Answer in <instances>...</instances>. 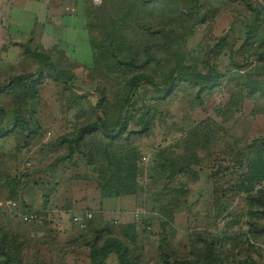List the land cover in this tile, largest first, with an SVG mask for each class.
<instances>
[{
	"label": "rangeland",
	"instance_id": "1",
	"mask_svg": "<svg viewBox=\"0 0 264 264\" xmlns=\"http://www.w3.org/2000/svg\"><path fill=\"white\" fill-rule=\"evenodd\" d=\"M83 5L90 47H79L69 59L64 52H48L67 72L45 74L37 98L20 106L23 91L8 84L37 71L32 59L24 58L29 62L23 70L0 62V203L16 205L10 210L0 205V238L17 247L22 264H100L110 240L126 244L129 260L137 264L201 261L209 254L222 264L250 259L264 264V142H254L264 137V30L257 22L263 1L87 0ZM151 32L175 38L153 54L159 82L176 60L203 75L212 67L221 79L201 95L200 107H194L199 101L189 86L166 101L157 87L139 86L125 116L128 131L141 126L140 110L158 116L149 135L131 138L129 148L142 171L136 194L121 197L126 203L119 211L109 206L113 215H108L102 191L116 190L120 176L103 162L104 147L112 143L75 140L97 120L98 126L120 131L119 106L129 79L122 81L114 56L141 60L153 43ZM102 96L109 103L107 115ZM199 124L217 136L209 150L184 142ZM65 137H72V144L59 141ZM170 166L181 172L159 171ZM246 173L249 181L241 178ZM31 212L44 214L37 215L40 222L23 221ZM83 214L91 218L78 228L73 217ZM103 264L118 261L110 254Z\"/></svg>",
	"mask_w": 264,
	"mask_h": 264
},
{
	"label": "trees",
	"instance_id": "2",
	"mask_svg": "<svg viewBox=\"0 0 264 264\" xmlns=\"http://www.w3.org/2000/svg\"><path fill=\"white\" fill-rule=\"evenodd\" d=\"M263 19V6L259 10V18L257 16V22H259V27L263 30L264 28L261 25ZM174 36V32L171 33ZM149 35L150 39H154L150 48L146 50V55L141 60H135L134 57L124 58L120 55L119 59L114 56V64L119 66L117 68L120 71L122 81H128V93L124 96V98L120 101V131L117 133L114 130H108L107 126L104 124L98 126L97 123L100 120L94 122V125L87 126L83 128L77 135L75 140L78 142H92V145L95 142H102L105 139L108 142H111V146H105V155L103 162L108 171H112L114 169H118L120 171V176L117 181V188L113 190L112 188L102 191V199H115L121 198L123 196H131L135 195L139 186L138 179L140 178V174L142 171L138 169L137 163L140 162V158L138 155L132 153L129 146L133 143L131 141L132 135H136L137 139L144 138L149 135L151 129L155 123V117L157 115V111H154L152 114L148 111L149 108L140 110L136 115L140 118L141 126H136L133 131H128L129 121L125 118L128 107L133 106L132 101L134 99L133 94L139 89V86H151L152 88L157 87V94L162 98L167 100L168 97L172 95L177 89H179L182 85L189 86L196 94V100H198V104L194 107H200L203 104L201 95L209 94L215 87L219 86V81L221 76L219 72L212 67H207L206 75L201 74L196 70H187L184 69V65L179 60H176L173 68L167 73L165 78H163L160 82L155 75V68H157L159 61L156 57H153L155 54V49L158 45H164V41L168 42L169 45L173 44V40L164 39L162 37V33L159 32H151ZM219 47V46H218ZM23 55L29 56L37 65V71L33 74H19L8 82L11 85H18L20 90L23 91V95L20 96L21 100L18 101V104L25 105L27 100H34L37 98V89L41 84H43L44 79H46L45 74H49L54 72L57 76L61 77L66 75L67 71H63L60 69L61 64L57 62H53L50 57V54H46L45 52H36L31 48V45L26 44L23 48ZM49 55V57H48ZM61 55V54H60ZM232 55L230 53V57ZM66 62V61H65ZM67 64V62L65 63ZM114 65V66H115ZM235 65V64H233ZM232 65V66H233ZM66 66V65H65ZM67 67V66H66ZM69 67V66H68ZM70 69V68H69ZM214 70V74L212 76L211 71ZM68 76V75H67ZM50 77V76H49ZM55 81L60 82L61 79H57ZM71 79V77H70ZM10 86L1 87L3 89H7ZM4 90V91H5ZM2 89L0 90V92ZM7 92V91H6ZM4 92V93H6ZM105 96H102V102L100 104L102 106H106L109 103L104 104L103 99ZM100 105V107H101ZM103 108L106 115L109 113V108ZM205 123V122H204ZM203 124V123H202ZM112 127L111 125H109ZM207 127V125H206ZM114 128V127H113ZM103 130V131H102ZM95 134H98L100 137H97ZM72 137L61 138L59 141L62 144H67L71 141ZM120 138V141H119ZM264 142V137L258 139L254 142ZM117 142V143H116ZM124 142H128L124 144ZM184 142H197L195 150L202 151L203 149H210L211 146L215 145L218 142L216 134H213L207 129L204 128V125H198L194 131L191 133H187ZM203 142H209L204 144ZM72 144V142H70ZM116 143V144H115ZM120 146V147H119ZM263 147V146H262ZM82 152V151H81ZM82 156H86L84 153H81ZM139 158V159H138ZM94 162V161H93ZM91 161V165L93 164ZM199 162V161H198ZM161 174H165L166 172L172 171V176H176L181 172V170H177L176 167L170 166V168L163 167L159 170ZM243 179H248L249 175L243 174L241 176ZM249 181V180H247ZM243 184V183H241ZM254 200V198H250ZM37 213V212H36ZM38 215H44L42 212L37 213ZM43 217V216H42ZM44 218V217H43ZM1 235V233H0ZM114 254L117 258L118 264H137L132 263L129 260V254L127 250V245L123 242H119L118 240H110L103 247L102 252V262L103 264L108 257V255ZM18 249L17 247H12L6 241L5 237L0 238V259L1 264H22L18 258ZM97 254L95 255V257ZM97 259V258H96ZM161 264H222L220 260L215 258L213 255H206L201 261H189V260H178L173 259L169 260L168 258H164ZM244 264H258L253 260H248Z\"/></svg>",
	"mask_w": 264,
	"mask_h": 264
},
{
	"label": "crops",
	"instance_id": "3",
	"mask_svg": "<svg viewBox=\"0 0 264 264\" xmlns=\"http://www.w3.org/2000/svg\"><path fill=\"white\" fill-rule=\"evenodd\" d=\"M87 0H0V62L21 70L29 62L23 55L26 44L36 52H64L69 59L79 47H90L85 27ZM212 1V0H209ZM84 6V7H83ZM67 55V56H66ZM28 60H24L26 58ZM31 59V58H30ZM54 62V59H51ZM126 200L105 199L104 212L119 211ZM114 205V207L112 206ZM109 213V212H107ZM108 215H113L110 212Z\"/></svg>",
	"mask_w": 264,
	"mask_h": 264
},
{
	"label": "built area",
	"instance_id": "4",
	"mask_svg": "<svg viewBox=\"0 0 264 264\" xmlns=\"http://www.w3.org/2000/svg\"><path fill=\"white\" fill-rule=\"evenodd\" d=\"M263 1V19H262V22H261V25L262 27L264 28V0ZM142 161H146V158H143ZM4 205V207H6L7 209H11V208H14L16 207L15 203L13 201H7V202H3V203H0V205ZM38 214L36 212H31V213H28V214H24L22 217H23V221L24 222H29V223H32V222H40V219L38 216ZM91 218V215L90 214H83L81 216H74L73 217V222L78 226V228H83L86 221H88L89 219Z\"/></svg>",
	"mask_w": 264,
	"mask_h": 264
}]
</instances>
